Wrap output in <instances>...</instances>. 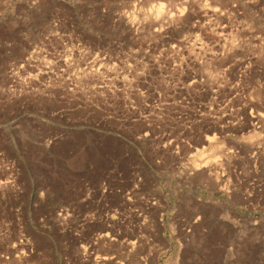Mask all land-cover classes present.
Here are the masks:
<instances>
[{
    "label": "rangeland",
    "instance_id": "rangeland-1",
    "mask_svg": "<svg viewBox=\"0 0 264 264\" xmlns=\"http://www.w3.org/2000/svg\"><path fill=\"white\" fill-rule=\"evenodd\" d=\"M0 264H264V0H0Z\"/></svg>",
    "mask_w": 264,
    "mask_h": 264
},
{
    "label": "bare ground",
    "instance_id": "bare-ground-1",
    "mask_svg": "<svg viewBox=\"0 0 264 264\" xmlns=\"http://www.w3.org/2000/svg\"><path fill=\"white\" fill-rule=\"evenodd\" d=\"M106 236H108V234H106Z\"/></svg>",
    "mask_w": 264,
    "mask_h": 264
}]
</instances>
